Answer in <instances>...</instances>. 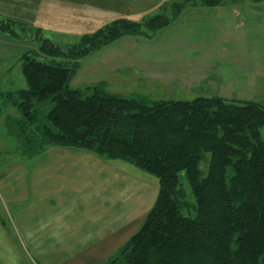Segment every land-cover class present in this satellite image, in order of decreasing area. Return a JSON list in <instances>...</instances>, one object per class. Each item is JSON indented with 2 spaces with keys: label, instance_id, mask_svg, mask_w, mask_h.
I'll use <instances>...</instances> for the list:
<instances>
[{
  "label": "trees",
  "instance_id": "1",
  "mask_svg": "<svg viewBox=\"0 0 264 264\" xmlns=\"http://www.w3.org/2000/svg\"><path fill=\"white\" fill-rule=\"evenodd\" d=\"M243 1L172 2L166 13L143 22L114 19L65 48L40 28L0 19L1 32L36 45L17 60L26 86L0 91L3 105L18 113L3 123L20 156L74 147L157 178L144 223L105 264H264V103L217 96L154 101L69 86L81 58L123 35L151 38L186 7ZM32 29L36 37L22 35Z\"/></svg>",
  "mask_w": 264,
  "mask_h": 264
},
{
  "label": "crops",
  "instance_id": "2",
  "mask_svg": "<svg viewBox=\"0 0 264 264\" xmlns=\"http://www.w3.org/2000/svg\"><path fill=\"white\" fill-rule=\"evenodd\" d=\"M122 1L143 0H46L42 7L52 26L45 24L47 20L30 24L52 33L56 27L64 31V26L93 28L87 34L105 25L106 20L94 19L93 14ZM6 4L0 0V9ZM27 41L0 31V68L17 66L19 53L35 47ZM79 62L69 82L73 89L99 86L112 94H137L154 101L217 96L264 103V1L189 6L151 38L123 35ZM172 90L186 97L170 94ZM149 91L168 97L154 98ZM26 162L27 169L19 170L7 188L11 202L24 206L22 215L37 224H21L27 237L94 238L123 218L121 184L131 178L122 171L124 162L62 146H49Z\"/></svg>",
  "mask_w": 264,
  "mask_h": 264
},
{
  "label": "rangeland",
  "instance_id": "3",
  "mask_svg": "<svg viewBox=\"0 0 264 264\" xmlns=\"http://www.w3.org/2000/svg\"><path fill=\"white\" fill-rule=\"evenodd\" d=\"M28 1L7 0L6 7L0 9V19L23 22L20 14H24L28 19V22L24 23L28 25L29 29L37 28L30 23L40 22L41 20H47L45 24L51 27V18L46 16L45 10L42 7L45 5L46 0H32L33 3L29 6L26 5ZM177 1L180 0H143L136 3L116 2L112 8H110L111 6H107L108 9L102 10L92 16L94 19L106 20L103 22L105 24H109L110 21L121 16L126 17L130 21L143 22L144 19L153 17L157 13H166L171 3ZM1 11L5 12V16ZM61 28H65L64 31L56 27L54 28L56 31H53V33L42 29L41 32L44 38H47L61 48H65V46L76 44L87 29H93L75 30L66 26ZM33 30L35 29H32L31 33H22V35H31L30 38L36 37V34L33 35ZM97 30L94 29L89 32ZM28 44L29 47L36 46L35 42L31 40ZM25 86L26 81L21 74L19 65L14 66L8 71L0 68L1 92L18 90ZM149 92L153 94L152 97L154 98L159 95L161 97H168L166 93L157 94L153 91ZM170 92L176 94L177 97H186L185 94H179L173 90ZM1 113L2 116L8 114L18 117L16 109L11 105H3L0 98ZM2 116H0V120H2ZM260 135L264 139V125ZM19 149L18 142L7 134L6 127L0 121V264H105L108 258L113 256L130 236L140 229L147 213L152 209L156 200L158 191L157 178L128 161L115 159L124 162L125 168L122 171L131 177L126 183L122 182L121 184L125 213L123 214V218L120 217L118 219V223L108 228L105 234L101 236L96 235L94 238H73L65 239V241H59L58 239L47 241L43 239L40 241L38 238L27 237L23 232L21 224H31L33 227H36L37 224L35 220L28 221L27 216L24 217L22 215L21 208H24V206H20L19 202H11L12 191L10 188H7V183L16 178L19 170L25 171L27 169V159L20 156ZM183 183L190 200L194 201L189 184L186 181H183ZM135 184L137 185V189ZM13 186L17 188L18 183H14Z\"/></svg>",
  "mask_w": 264,
  "mask_h": 264
}]
</instances>
